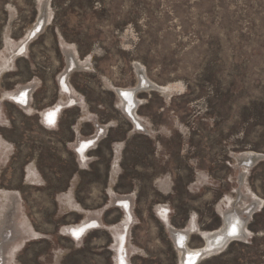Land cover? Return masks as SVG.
<instances>
[{"label":"rangeland","instance_id":"374dc122","mask_svg":"<svg viewBox=\"0 0 264 264\" xmlns=\"http://www.w3.org/2000/svg\"><path fill=\"white\" fill-rule=\"evenodd\" d=\"M139 75L168 90L135 93L136 126L114 89ZM8 196L0 264H180L170 230L199 250L227 211L244 237L195 264H264V0H0Z\"/></svg>","mask_w":264,"mask_h":264},{"label":"bare ground","instance_id":"6f19581e","mask_svg":"<svg viewBox=\"0 0 264 264\" xmlns=\"http://www.w3.org/2000/svg\"><path fill=\"white\" fill-rule=\"evenodd\" d=\"M40 2H42V0H40ZM43 12V10H41ZM40 18H38V20L36 21V23L34 24V26H32L30 32L27 34L26 36V41L28 40V38L30 37L31 35V32L32 30H34L35 28H37L39 25H40ZM26 43V42H25ZM23 45V44H22ZM21 47V46H19ZM23 47H25V45H23ZM67 55H68V52H67ZM69 65L71 66H75V67H84V66H87L86 63H82L78 60H72L70 59L68 61L67 59V69L65 70V76L63 75V82L66 80V77H67V74L69 73ZM138 73H141V70H137ZM145 78L143 77V75H139V79H138V82L140 83H144L145 82ZM158 88L160 91H166L168 90L167 87H162V86H158L156 87ZM117 88H115L114 90H116ZM121 91H123V94L125 95V100L120 98V101L122 102V110L129 116L130 120L136 125V126H140L141 124L139 123V121L137 120L135 114H134V110H135V105H134V101H133V97H134V94H127L128 91H126L127 89H120ZM27 90H21L19 93H16V94H13L12 96L9 94V97H12L17 103H20L22 105H26V99H27ZM44 117H45V120L48 119L49 122L52 121L55 117V111L54 110H49L47 111L46 113H44ZM99 129V127H98ZM81 142V141H80ZM87 142L84 141L82 143H79V152H83L84 148L86 147V144ZM245 154H257L259 156H261V154H258V153H255V152H250V151H247V152H244ZM243 154V153H242ZM240 155L237 157V161L238 163H240V161H243L242 163H240L242 166L248 168V167H251L252 164H249L250 161H247L246 160V157L244 155ZM246 160V161H245ZM257 161V160H255ZM8 200L6 201V203L4 205H2V211H1V217H0V223H3L4 221H6V212L9 208V206L13 203L10 202V197L8 196L7 198ZM7 209V210H6ZM226 213H231V222H229V228L228 229V234L229 235V239H233V238H243L244 235H245V232L242 228V224H243V219L239 218V216L236 215V213H234V211H227ZM223 215V217L225 216V214ZM241 224V226H240ZM228 225V224H227ZM224 226V225H223ZM221 229H219V231L217 232H213V233H204L203 234V239L205 240L204 242V247L202 249H195V250H189L187 247H185V239H187V235H184L186 234V232L182 234L181 232L179 231H176V230H170L171 232V235L173 237V240L175 242V246L176 248L180 251V254H181V257L183 258L182 259V262H181V259H180V264H193L196 260H198L200 257H204L205 255H202L203 253H201L202 251H208V252H217L219 250H221L227 243L228 239H225L224 240V237H223V233H222V230L223 227ZM84 229V227H83ZM172 229V228H171ZM81 228H75V229H72V232H74L75 234L78 235V233L81 232ZM0 233H1V229H0ZM73 233V234H74ZM2 235V234H1ZM231 236V237H230ZM1 246V244H0ZM204 252V253H205ZM207 253V252H206ZM122 261V259H120Z\"/></svg>","mask_w":264,"mask_h":264},{"label":"water","instance_id":"95a60500","mask_svg":"<svg viewBox=\"0 0 264 264\" xmlns=\"http://www.w3.org/2000/svg\"><path fill=\"white\" fill-rule=\"evenodd\" d=\"M42 23H43V21L41 22V24H40V27L42 26ZM67 55V54H66ZM67 59H68V61L70 60V59H72V60H75V57L71 54V53H68V55H67ZM66 65H67V63H66ZM147 86L148 88H152V89H155L157 86L156 85H154V84H152L151 82H149L147 79L145 80V82L143 83H138V84H136V86H134V87H132V88H130V89H128L127 88V90L126 91H128V93L127 94H129V96H130V94H134L135 95V93L138 91V90H140V89H142L144 86ZM114 93H115V95L117 96V98L120 100V98H122V99H124L125 100V95L123 94V91H121L120 89H116V90H114ZM126 101V100H125ZM135 108H136V106H135ZM96 127H97V125H96ZM97 138H98V135H97ZM96 138V139H97ZM242 155H244L245 157H246V160L247 161H250L249 162V164H253L254 162H255V160H261L262 158H263V156L261 155V156H259V155H257V154H245V153H243ZM245 160V161H246ZM244 161V160H243ZM243 161H240V163H242ZM231 220V213H226L225 214V216L222 218V226L223 227H225V228H223V230H222V233H223V237H224V240L225 239H228V241H230L231 239H229L228 237H229V235L230 234H228V229L227 228H229V222H231L230 221ZM228 224V225H227ZM240 226H241V224H240ZM227 227V228H226ZM170 234H171V232H170ZM172 236V235H171ZM231 237V236H230ZM202 241L203 242H205V240L202 238ZM227 241V242H228Z\"/></svg>","mask_w":264,"mask_h":264},{"label":"built area","instance_id":"2783aa9c","mask_svg":"<svg viewBox=\"0 0 264 264\" xmlns=\"http://www.w3.org/2000/svg\"><path fill=\"white\" fill-rule=\"evenodd\" d=\"M54 123H56V121H55V122H53V124H54Z\"/></svg>","mask_w":264,"mask_h":264}]
</instances>
